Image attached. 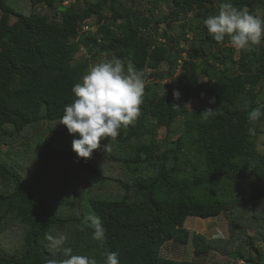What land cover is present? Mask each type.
Instances as JSON below:
<instances>
[{
  "label": "trees",
  "instance_id": "trees-1",
  "mask_svg": "<svg viewBox=\"0 0 264 264\" xmlns=\"http://www.w3.org/2000/svg\"><path fill=\"white\" fill-rule=\"evenodd\" d=\"M224 2L264 19V0H0V264L63 259L46 233L97 264L110 252L119 264H239L243 244L253 256L243 264H264V115L248 119L264 104V38L251 52L217 43L203 21ZM82 48L90 60L76 57ZM113 58L145 73L141 115L110 153L102 140L76 162L79 136L60 119L91 62ZM206 108L216 114L203 121ZM221 216L228 238L193 235L191 261L162 255L187 242L189 217Z\"/></svg>",
  "mask_w": 264,
  "mask_h": 264
},
{
  "label": "clouds",
  "instance_id": "clouds-1",
  "mask_svg": "<svg viewBox=\"0 0 264 264\" xmlns=\"http://www.w3.org/2000/svg\"><path fill=\"white\" fill-rule=\"evenodd\" d=\"M208 34L217 42H227L237 51L247 52L259 46L264 38V19L254 15L245 7L231 2L221 3L217 14L203 21ZM146 77L143 70H137L129 60L119 58L100 61L90 66L72 92L75 99L64 108L60 123L68 133L79 138L72 141V149L79 159H90L94 151L101 148V141L108 140L104 152L112 151L111 142L116 141L120 130L134 126L141 115V106L145 94ZM175 100L180 99L178 91L173 92ZM210 103H215L213 98ZM174 106H178L175 105ZM216 111L206 108L200 115L208 121ZM264 115V104L248 113L250 122H257ZM89 227L96 241L105 239V228L99 217H90ZM47 246L54 252L62 249L63 259H50L47 264H97V260L86 255H75L70 247L62 246L67 240L65 234L53 236L45 234ZM104 264H119L118 253L106 254Z\"/></svg>",
  "mask_w": 264,
  "mask_h": 264
},
{
  "label": "rangeland",
  "instance_id": "rangeland-1",
  "mask_svg": "<svg viewBox=\"0 0 264 264\" xmlns=\"http://www.w3.org/2000/svg\"><path fill=\"white\" fill-rule=\"evenodd\" d=\"M94 22H95L94 19H91L88 21V23L90 24V26L93 27V29L95 28L93 26ZM165 25H162V27H164ZM168 29L170 30L172 29V24L168 25ZM179 29L180 28L178 27V25H175L174 30L178 32ZM159 32L161 33L162 29H159ZM76 57L81 60H90L89 54L85 53V50L83 48L81 49V52L77 54ZM100 61L102 60L91 62V66ZM178 73H181V71L179 70ZM202 79H204V77ZM183 120L184 118L177 119V122L174 125V130L176 131L177 134L172 135L170 138L171 140H174L177 137V135L182 133ZM166 135H167L166 130L160 129L159 134H158V139L160 141H163ZM256 146H257L258 153L264 154V135L258 138V140L256 141ZM6 149L7 148L5 147L3 148L4 151ZM185 227L189 233L187 242L183 243L181 240L178 239L183 244L180 242L168 243L166 247H164L162 250V255L164 257L170 258L176 261H191L195 258L194 243L192 241L193 235H199L202 241L204 242V244H207L210 240L214 238H218V237L228 238V233H229L228 232V221L224 216L213 218V219H201L198 217H189L186 222ZM15 239H18V237L15 236ZM258 246H260L261 249L264 250V246L262 244H259ZM236 250L239 251L243 255V258L239 259V264H243L244 262H247L246 258H253V256L251 255L252 252H250L248 247H246L244 244L238 246ZM208 259L209 261L215 264H227L228 263V260H226L225 258L219 255L209 256Z\"/></svg>",
  "mask_w": 264,
  "mask_h": 264
},
{
  "label": "built area",
  "instance_id": "built-area-1",
  "mask_svg": "<svg viewBox=\"0 0 264 264\" xmlns=\"http://www.w3.org/2000/svg\"><path fill=\"white\" fill-rule=\"evenodd\" d=\"M84 30H93V27L90 26V24H89V26H85V27H84Z\"/></svg>",
  "mask_w": 264,
  "mask_h": 264
}]
</instances>
